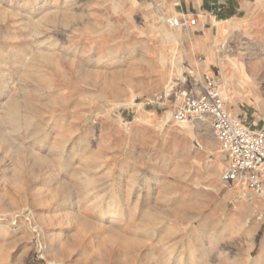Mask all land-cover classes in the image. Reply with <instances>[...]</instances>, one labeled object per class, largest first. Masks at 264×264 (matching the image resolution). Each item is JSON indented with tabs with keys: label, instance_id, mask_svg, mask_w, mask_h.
<instances>
[{
	"label": "rangeland",
	"instance_id": "obj_1",
	"mask_svg": "<svg viewBox=\"0 0 264 264\" xmlns=\"http://www.w3.org/2000/svg\"><path fill=\"white\" fill-rule=\"evenodd\" d=\"M206 79L264 129V0H0V264H264V197L172 118Z\"/></svg>",
	"mask_w": 264,
	"mask_h": 264
},
{
	"label": "built area",
	"instance_id": "obj_2",
	"mask_svg": "<svg viewBox=\"0 0 264 264\" xmlns=\"http://www.w3.org/2000/svg\"><path fill=\"white\" fill-rule=\"evenodd\" d=\"M194 16H173L170 27H192ZM175 122H189L204 118L220 150L227 157V167L222 179L228 183L242 184L264 197V129L246 126L237 116L224 108V100L213 80L206 79L200 91L189 96L173 113Z\"/></svg>",
	"mask_w": 264,
	"mask_h": 264
},
{
	"label": "bare ground",
	"instance_id": "obj_3",
	"mask_svg": "<svg viewBox=\"0 0 264 264\" xmlns=\"http://www.w3.org/2000/svg\"><path fill=\"white\" fill-rule=\"evenodd\" d=\"M166 22H168V21H166ZM168 24V23H167ZM169 27H170V25H169ZM171 29H173L174 31H177L178 29H179V27H174V28H172V27H170ZM182 30V29H181ZM184 30V29H183ZM188 33V32H187ZM174 35H175V33H174ZM178 35H179V33H178ZM177 41V40H176ZM178 43V42H177ZM29 47V46H28ZM39 56L41 57V58H43V59H47L49 56H50V54H49V52H45V51H40V53H39ZM26 57H27V51L26 50H23V51H20V53H19V55L18 56H16L15 57V59H14V63H21L24 59H26ZM14 58V57H13ZM239 68V72L240 73H242V71H243V69H242V66H240V67H238ZM243 75V74H242ZM237 81V80H236ZM227 82H228V80H227ZM255 90H256V88H255ZM226 95H228V92H226ZM13 116H15V114L13 113ZM201 122H202V124L203 123H205L206 122V119H204V118H201ZM191 122L189 123V122H185V123H183V127L187 130V131H191V130H193V124H191ZM201 124V125H202ZM204 136V135H203ZM204 138V137H203ZM239 189V188H238ZM236 190V189H232V193H231V195H235V194H237V193H239V190ZM245 188H244V186H243V189H242V191L244 190ZM117 208H118V206H117ZM115 217V216H114ZM111 218V217H110ZM204 243V242H203ZM121 247V246H120ZM124 249V248H123ZM191 251V250H190ZM192 252V251H191ZM190 252V253H191ZM263 257H264V249L261 251V254H260V260L261 259H263ZM195 258V257H194ZM176 260V259H175ZM195 260V259H194ZM170 261V260H169ZM128 263V262H127ZM255 264H258V260H256L255 262H254ZM129 264V263H128ZM190 264V263H189Z\"/></svg>",
	"mask_w": 264,
	"mask_h": 264
},
{
	"label": "crops",
	"instance_id": "obj_4",
	"mask_svg": "<svg viewBox=\"0 0 264 264\" xmlns=\"http://www.w3.org/2000/svg\"><path fill=\"white\" fill-rule=\"evenodd\" d=\"M195 56L193 57V59L190 60L189 66L190 67H198L199 64H200V66H202L203 63H205V61H206V57L203 55V52H200L199 55H195Z\"/></svg>",
	"mask_w": 264,
	"mask_h": 264
}]
</instances>
